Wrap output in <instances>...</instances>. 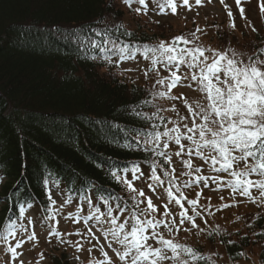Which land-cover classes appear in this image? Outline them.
<instances>
[{"label":"rangeland","instance_id":"1","mask_svg":"<svg viewBox=\"0 0 264 264\" xmlns=\"http://www.w3.org/2000/svg\"><path fill=\"white\" fill-rule=\"evenodd\" d=\"M165 0H146V7L136 3L133 0L131 8L125 5L122 0H110L109 11L104 22L106 25L119 23L130 29L147 30L154 32L158 37L156 43L161 41L165 43L171 42L173 37L183 36L192 43L188 45L182 44L180 47H202L206 49V55L211 57L213 50H227L231 55L234 50L237 54L236 58L248 62V57L255 59H264V53L260 50L264 49V13L260 10L261 3L264 0H241L240 7L244 9V16H241L240 8L237 7L236 0H201L197 4L196 0H189L188 5L183 4V0H175L177 11L172 13L170 7H165L163 11L160 10L159 5ZM143 8V11L138 14L135 9ZM229 11L232 15L229 16ZM120 13V15L118 14ZM235 22V28L231 26ZM199 29V31H198ZM195 33L193 36L192 34ZM111 47V45H109ZM143 48L141 49V51ZM112 62L106 61V69H118L122 80L127 81L133 85L151 84L149 91L152 99L153 109L155 112L156 131L163 132L165 128H172L174 126H181L180 131L185 132L186 129L182 127L183 124L188 123L191 127V121L194 119L187 114V107L184 100L193 108L198 104H204V94L198 90L195 82L187 79L181 82L177 87L168 90L166 87L167 81L171 78V73L168 68L156 65V70L153 71L149 67L151 61L145 59L141 52L135 54V58L120 60L119 56L111 57ZM176 71L175 68L171 69ZM104 70H100L98 74H102ZM147 72V76H145ZM188 69L184 66L178 72V75L185 76ZM105 71L104 75H108ZM102 74V76H104ZM223 79V75L221 74ZM165 80V84H160L163 89L156 90L157 80ZM155 88V89H154ZM165 93L160 95L159 93ZM183 94V95H181ZM173 97H180L173 99ZM175 106V111H173ZM181 117H187L181 120ZM163 118V119H161ZM191 135V133H189ZM198 139V134L197 137ZM165 137L161 138L158 145L154 146L158 151L165 152L171 157V164H166V169L170 176L175 178L173 184H166L164 181L166 176H160L158 169L156 174L160 176L162 183L156 184L150 177L152 173L147 171L145 166L139 167L137 176L139 179L133 180L132 170L120 173L119 177L123 179L126 177L132 181L135 188V193L131 192L126 183L122 182L124 186V195L128 205H132L134 209H120L118 215L115 213L112 216L118 218V222H124L130 217V214L136 212L141 220L151 219L155 217L157 220L164 219L165 223L175 221L172 225L173 230L169 231L165 224L159 225L157 232L165 239H171L178 244L191 247L196 252L201 250L205 257L215 264H264V261L259 257L264 246V240H258L255 234L261 232L256 229L254 224L262 218L264 222V197L260 196L257 189L251 190V199L248 196H241L239 192H233L228 181L231 176L225 172H217L212 165L210 159L205 160L197 157L194 154L189 156L190 143L181 138L182 144L185 145V150L181 156H176L175 153L179 151V146L174 142H169L167 148L164 147ZM239 154V153H237ZM205 155H208L206 152ZM162 162H165L163 156H159ZM183 160H189L191 167H185ZM247 164L253 163L248 160ZM245 162H241L238 166H234L233 170H244ZM196 168L200 171L197 172ZM204 176L211 179L204 181L190 183L185 186V182L191 179L189 175ZM253 180L264 179L256 174L251 177ZM155 185V191L149 187ZM173 188L177 196L181 197L182 203L188 214H192V207L187 204V200L196 199L198 204L196 211L200 214L196 217L195 223L198 227H193L190 222H185L180 225V207L175 204L174 200L169 201L166 189ZM179 189L177 192L176 189ZM143 190L145 196H140V190ZM197 193H200L198 196ZM135 195L139 201H142L137 208V201H133L132 197ZM48 200L52 208L49 207V213L46 214L47 219L41 216L39 208L33 205L24 206L21 210V217L18 223L13 225L16 235L9 238L7 244L0 240V264H52V257H60L65 255L67 264H94L96 260H102L101 247L108 253V256L118 261L115 251H123V248L112 241L109 235H105L103 230L110 227L106 222L100 223L101 229L94 228L98 225L96 216H100L101 220L109 221L110 217L107 215L105 220L104 213L98 214L97 210H92V205L89 207L86 201L72 198L66 194L62 186H49ZM145 197H151L153 203L157 206L158 211L151 214L141 215L140 212L147 207V200ZM186 198V199H185ZM168 205V210L171 213L168 216L165 213L164 205ZM228 204L229 207H222ZM92 212V213H91ZM91 215L93 223H86L84 218L86 215ZM31 221V222H30ZM100 222V221H99ZM86 225V227H85ZM91 226V227H88ZM178 226V227H177ZM10 227V226H9ZM7 227L6 229H8ZM91 228L92 232L89 233ZM264 230V225H263ZM54 230V231H53ZM52 232L53 234H49ZM35 233L36 238L30 240L29 236ZM58 233V235H57ZM93 234L94 237L93 238ZM151 234V230H149ZM4 234L0 233V236ZM228 237L229 240H239L240 236H247L249 238V245H247L241 252L240 259L233 261L229 260L225 255L224 246L218 240V237ZM213 239V242L211 241ZM16 240H21L22 243L17 249V257L12 258L7 251L9 246H14ZM153 247H159L155 240H149ZM111 244V248L108 245ZM77 245L81 246L77 250ZM95 245V247H94ZM88 249H92L91 252ZM168 256L172 253L169 251ZM243 255V256H242ZM187 260L189 264H197L192 262L190 258L181 252L179 260H167L162 264H180L181 261ZM123 264V262H119ZM128 264H131V258H128Z\"/></svg>","mask_w":264,"mask_h":264},{"label":"trees","instance_id":"2","mask_svg":"<svg viewBox=\"0 0 264 264\" xmlns=\"http://www.w3.org/2000/svg\"><path fill=\"white\" fill-rule=\"evenodd\" d=\"M110 5V0H0V174L5 176L0 221L6 206L11 211L24 199V190L40 194L44 173L58 170L68 180L118 191L103 163L148 159L131 140L146 126L141 112L149 109L150 98L100 77L99 65L90 59L99 51L80 47L72 34L74 28L107 29L116 40L151 38L103 24ZM62 24L74 27L63 31ZM243 241L228 247L229 254L248 245Z\"/></svg>","mask_w":264,"mask_h":264},{"label":"snow or ice","instance_id":"3","mask_svg":"<svg viewBox=\"0 0 264 264\" xmlns=\"http://www.w3.org/2000/svg\"><path fill=\"white\" fill-rule=\"evenodd\" d=\"M122 2L131 8L133 0H122ZM136 3L146 7V0H136ZM188 3L189 0H183L184 5H188ZM196 3H201V0H196ZM236 4L240 8V13L243 17L244 9L240 7L241 0H236ZM159 7L161 11L165 7H170L173 14L177 11L175 0H165ZM260 10L264 13V3H261ZM135 11L140 14L143 8H136ZM228 14L231 17V11ZM231 26L235 28L234 21ZM120 27L122 26H117V29L119 30ZM72 34L80 47L97 49L99 53L103 54L102 58L108 60V62H112L111 56L108 55L109 53L112 56L118 55L120 60H126L135 58V54L141 52L145 59L151 61L149 67L153 71L156 70V65L169 69L171 78L167 83L163 79L156 81L158 85L166 83L168 90L174 89L187 79L195 82L198 90L204 94L203 99L206 103L198 104L196 108H193L187 103V100H184L188 116L194 118L189 121L191 127H189L188 123H185L182 125L186 129L185 132L180 131L181 126L166 127L163 132H148L144 139V144L158 145L161 138L165 137L164 147L167 148L169 142H174L179 146V151L175 155L181 156L185 150V145L181 142L183 137L184 140L191 142L189 156L194 154L205 160L210 159L214 168L219 165L218 168H215L217 172H225L231 176L227 186H230L234 193L239 192L241 196H248L251 199V190L255 188L259 191L260 196L264 197V179L253 180L250 178L253 174L264 178V59H255L250 56L248 57V62L245 63L243 60L236 58L237 54L234 50L231 51V55L227 50H213L212 56L209 57L205 54L206 49L202 47H180L181 43L184 45L192 43L183 36L173 37L172 41L168 43L161 41L154 46H145L141 51L140 48H130L127 43L122 46L117 44L107 29H91L85 32L83 29L74 28L72 29ZM125 34L132 35L126 31ZM192 35L194 36L195 33ZM260 51L264 53V49ZM182 66L188 69V73L185 76L178 75ZM173 68L176 71H172L171 69ZM145 76H147V72H145ZM159 94L164 95L165 93L161 92ZM179 98L173 97V99ZM175 110V106H173V111ZM137 115H140V113H137ZM185 119L187 117H181V120ZM152 127L155 129L158 126L153 125ZM197 134L198 139L196 138ZM153 151L157 156H163L166 164H171V157L165 152L158 151L156 148H153ZM206 152L208 155H205ZM249 159L253 161L250 165L246 163ZM241 162H245L244 170H233L234 166H238ZM182 163L185 167H191L189 160H183ZM196 171L199 172L200 169L196 168ZM137 172H139V169L134 167L132 170L133 180L139 179ZM164 174L165 176H170L167 170ZM189 175L191 179L185 182V186L201 181L206 183L207 180L211 179L204 176H193L191 173ZM116 178L118 180L121 179L118 176ZM150 178L156 184L162 183L160 176L156 174L155 161L153 162L152 176ZM174 179L173 177L169 180V183L173 184V186ZM123 182L127 184L131 192L135 193L136 190L132 181L125 177ZM149 187L155 191V185H149ZM176 191L178 192L179 189L177 188ZM166 194L169 201L174 200L175 204L181 209L179 213L181 217L180 225L190 222L193 227H198L195 223L196 217L200 215L196 211L198 200H187V204L192 207V214L189 215L181 197L176 195L172 187L166 189ZM139 195L145 196L142 189ZM197 195L199 196L200 193H197ZM132 198L135 200V195ZM145 198L147 207L141 210L140 214L157 212L158 208L151 197ZM49 200L51 203H55V201L51 200V197H49ZM141 202L137 201V208H139ZM222 207L227 208L229 205L224 204ZM164 208L165 213L163 215H170L167 204L164 205ZM108 214L110 227L103 230V233L109 235L112 241L123 248V251L113 249L118 257L117 261L109 257L108 253L101 247L100 251L103 259L96 260L94 264H119V262L128 264L129 257L131 258V264H162V262L170 259L173 261L179 260L181 252L186 254L192 262L207 261L209 264H215L214 261H210L209 258L196 252L191 247L178 244L171 239H165L157 232L161 224H165L168 230L172 231V225L175 224V221L165 223L164 219L157 220L155 217L141 220L137 213L133 212L124 222H118V218L112 216L111 209L108 210ZM95 219L99 222L101 217L96 216ZM14 223L11 222L12 225ZM149 230H151V234H149ZM88 231L91 234V228ZM49 234L53 233L50 232ZM15 235L14 227L10 226L4 235L0 236V240L7 244L9 238ZM35 238V233L29 236L30 240ZM93 238H95L94 234ZM149 240H155L160 246L153 247ZM21 243V240H16L14 246L7 248L12 258L17 257V249ZM108 247L111 248V244ZM80 249L81 246L77 245V250ZM88 251L91 252L92 249H88ZM169 251L172 253L171 256L167 255ZM180 264H189V262L185 260L181 261Z\"/></svg>","mask_w":264,"mask_h":264}]
</instances>
